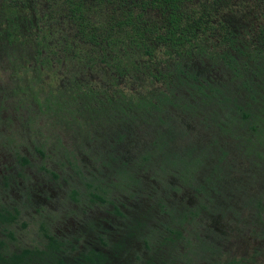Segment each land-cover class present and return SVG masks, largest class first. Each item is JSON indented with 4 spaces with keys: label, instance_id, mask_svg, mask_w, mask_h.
Masks as SVG:
<instances>
[{
    "label": "trees",
    "instance_id": "obj_1",
    "mask_svg": "<svg viewBox=\"0 0 264 264\" xmlns=\"http://www.w3.org/2000/svg\"><path fill=\"white\" fill-rule=\"evenodd\" d=\"M94 1L101 5L96 13L85 0H66L69 9L65 17L73 29L69 30L71 36L67 35L65 39L71 37V40L74 38L78 43L76 45L80 47L79 60H82V65L93 72H100L102 79L108 80L114 86L112 89L89 88L77 94L73 82L78 81L73 80L66 91H60V100L54 97L55 100L48 103L47 109L53 110V123L57 125L58 121L66 120L67 129L73 133L75 131L78 144L87 148L86 141L94 134L91 126L96 122L105 125L106 121V125H117L126 121L121 123L124 125L121 130L123 132L117 131L113 142L109 140L107 146L103 147L106 150L88 149L95 155L93 158H96V161L106 164L103 166H112L111 174L116 173L121 186L137 181L139 175L132 171L135 166L147 163L154 168L160 167L162 171L158 173L165 178L173 168L175 172L179 171L180 174L177 175L182 182L196 191L199 200L207 194L208 199L214 200V193H217L237 215H244L252 210L256 219L264 226V196L255 198L234 195L237 202L245 201L241 208L236 205L237 202L233 203L234 196L231 198L229 194L237 189L235 184L231 182V188L228 189L224 188V181L219 184L216 182L220 170L229 178L226 171L231 170V163L234 162L231 160L233 149L220 145V138L223 136L230 138L238 154L251 163V173L254 169L264 170V0H250V7L245 9L244 13L227 11L226 0L223 4H220L222 0ZM228 13H232V17L228 18ZM11 15L13 17H9L6 10L0 9V46L4 53L10 55L15 52L19 47L16 40L19 39H25L33 48L37 47L39 50L50 49V31L40 24L43 18L39 17L37 12L24 19L20 17V10L11 12ZM19 21L27 26V32L22 31L23 26H19ZM139 72L148 75L153 79L152 82L165 83L166 86L159 88L156 93L142 92L141 95L134 90L124 93L115 86L119 78H126L135 83ZM85 86L90 87V84ZM183 91L192 98L188 95L187 100ZM99 94L103 97L94 98ZM92 99L98 100L96 106L93 105ZM174 105L196 115L200 120L199 129L220 131V137L218 132L213 135V146L218 144L221 152L213 153L208 146L200 144V147H192L193 142H186L190 132L172 116L171 107ZM26 120L34 122V115L29 114ZM133 123L141 128L147 126L145 134L146 137L149 136L148 147H141L137 142L128 145L133 150L126 146L129 135L133 136ZM126 148L127 152L123 154ZM37 149L46 156L43 147ZM192 149L201 153L194 155ZM58 150V155L64 157L60 167H64L66 162L76 166L75 173L69 174L70 178L75 175H78V178L91 176L86 173V162L79 158V153L70 152L64 144ZM125 154L130 155L132 161L122 160ZM88 158L93 160L90 156ZM257 158L260 162H255ZM22 160L24 163L30 162L26 157ZM75 161L80 163L79 167ZM115 163L124 164L126 167H115ZM227 164L230 167H226ZM201 165L208 166V171L205 173L202 169L206 181L198 185L194 171L195 167L201 168ZM97 167L98 171L88 170L98 178L91 176L92 181H85L93 189L89 194L101 202L107 199L109 201L111 197L106 184L103 185L99 181L101 176L98 173L102 172L101 167ZM41 168L50 171L54 178L59 177V173L49 167L41 165ZM190 170L193 172L188 174ZM258 176L264 178V171ZM157 177L162 181V178L158 175ZM259 177L258 180L264 185L263 178ZM64 178L67 181L69 179ZM171 183V178L165 179L166 185ZM70 196L76 201L79 200L78 189L73 187ZM157 197L161 210L170 215V222L166 226L169 236L163 246V251H167V254L158 246L154 248L156 253L151 254L150 258L141 264L173 263L169 259L170 253L174 256L176 251H182L181 245L187 248V245L193 244L192 231L200 225L201 218L198 220V216L208 206V203L199 201L193 206L183 204L185 207L172 208L166 196L159 192ZM1 198L0 195V200ZM216 204L218 205V202ZM249 204L251 205L248 207ZM219 208L225 209L223 205ZM116 212L126 216L122 207L117 206ZM20 213V208L9 209L0 203V232L4 237L0 236V264H42L45 261H51V264H66L69 255L62 247L65 241L55 237L56 234H50V228L44 222L41 223L40 229L48 236L47 243L41 246L23 245L15 250L10 248L11 240L17 238L18 232L14 224L19 222ZM27 224L24 221L22 227ZM101 240L107 244L103 237ZM145 243L146 248L151 250V240L146 239ZM199 250L200 247L192 249V253L197 254ZM208 250L220 253V256L227 253V256L212 262L208 260L209 264H257L259 261L253 254H230V250H225L221 245H210ZM185 252L181 259L186 263L185 257L190 261L193 256ZM100 260L105 264L107 256L104 251L89 247V253L80 256L75 264H98Z\"/></svg>",
    "mask_w": 264,
    "mask_h": 264
},
{
    "label": "rangeland",
    "instance_id": "obj_2",
    "mask_svg": "<svg viewBox=\"0 0 264 264\" xmlns=\"http://www.w3.org/2000/svg\"><path fill=\"white\" fill-rule=\"evenodd\" d=\"M226 1L227 11L231 10L236 13H244L251 4L250 0ZM85 2L91 8L93 7L94 13L101 6L94 0H85ZM223 3L224 0L220 2V4ZM0 9L6 10L9 17H13L11 12L20 10L21 19L37 12V15L43 18L40 24L50 31L48 41L50 49L47 50L48 59L44 64L40 62L41 55L38 51L25 39L16 40V45L19 47L10 55L4 53L0 46V195L2 197L0 203L5 204L9 209L13 207L21 209L19 222L14 226L22 239V244L43 245L45 236L40 225L44 222L62 241H65L62 247L69 255L68 261L75 263L80 256L89 253V247H95L97 251L103 250L107 256L105 264H141L150 258L151 254L156 253L154 248L158 246L162 248L163 253L167 254V251H163V246L169 236L166 226L170 222V215L161 210L158 203L160 200L158 201L157 197L160 192L169 199L172 208H182L185 207L183 204L191 205L199 201L208 203V206L202 210V214L198 216V220L202 219L199 220L200 225L192 231L193 244L187 245V248L181 245L182 251H176L174 256L171 252L169 259L173 263L169 264H189V262L209 264V261L227 256V253L220 256V253L209 251L210 245L224 246L225 250H230V254L237 255L238 251L243 250L241 248L246 244V240L250 245L246 252L259 259L257 264H264V242H262L264 226L256 219L252 210L245 212L244 215L240 213L237 215L229 208L224 198L217 193H214V198H212L214 200L208 199V194L201 196L199 200V197H196V191L190 185L184 184L178 177L179 171L175 172L172 168L173 171L167 173L165 178L158 173L162 171L160 167L154 168L147 163L133 167L132 171L134 170L133 172L139 177L136 182L131 183V187L135 190H126L125 182V186H121L116 173L111 174L112 166H103L106 164L93 158L95 155L88 149L97 148L96 151L100 148L104 149L103 147L107 146L109 140L113 142L117 131L123 132L121 130L124 125L121 123H126V121L117 125H112V123L106 125V121L105 125L96 122L94 126H91L94 134L89 137L90 140L86 141L87 148L78 144L76 133L67 129L66 120L58 121L57 125L53 123V110L47 109L48 103L55 98L60 100L62 96L59 95L60 91H66L73 80L78 81L73 82L77 94L89 88L93 90L112 89L114 86L108 80H103L100 72H93L82 65L80 63L82 60H79L80 47L76 45L78 43L74 38L71 40V37L65 39V36H71L69 30L73 29L65 17L69 9L66 0H0ZM220 10L222 11L221 6ZM232 13H228V18L232 17ZM19 24L23 26L22 31L27 32L24 22L19 21ZM137 78L135 83H131L126 78H119L115 86L124 93L134 90L139 95L142 92L156 93L159 88L166 86L165 83L152 82L153 79L140 72ZM87 83L90 87L85 86ZM183 94L188 100L190 95L186 91H183ZM100 97L102 98L103 95L94 96L96 99ZM48 99L51 100L48 101ZM92 101L93 105L98 104V100L92 99ZM171 112L172 116L178 120V124L183 128L187 127L190 135L186 142H193L192 147H200V144H203L202 146H208L213 153L221 152L218 144L213 146L215 142L213 135H216V132L221 133L220 131L199 129V118L185 108L174 105L171 107ZM29 114L34 115L35 121L32 123L26 120ZM132 126L130 127L134 130H130L133 136L129 135L126 146L137 142L141 147H148L147 138L149 136L146 137L145 134L147 126L141 128L136 123ZM7 137L11 138V141H6ZM220 140H222L220 145L233 149L231 160L233 159L234 162L231 163L233 165L231 170H225L229 173V178L223 171H219V175L216 176L217 184L224 181L226 183L224 188L229 189L231 188L230 183L233 182L237 189L234 193H229L231 198L234 195L254 196L255 198L264 196V191H262L264 185L258 180V175L264 170L254 169L251 173L253 170L250 167L251 163L238 154L231 139L223 136ZM62 144L66 145L70 152L75 151L80 154L79 158L81 157L86 162L84 168L87 174L97 178L95 173L92 175L88 170L98 171L97 166H103L100 168L102 172L98 173L101 176L99 181L103 185L106 184L111 201L107 199L101 202L89 194L93 189L86 182L93 180L91 176L78 178L79 176L75 175L74 178H70L69 174L73 175L76 171L73 163L72 165L66 162L64 167H60V162L64 160V157L58 155V149ZM129 146L128 148L133 150ZM37 147L39 149L43 147L46 156L39 153ZM126 152L127 148L123 154ZM192 153L199 155L201 152L192 149ZM88 156L93 160H90ZM23 157L30 159V162L24 163ZM125 159L130 161L131 156L125 154L122 160ZM255 162H260V159L257 158ZM76 164L80 166V163L76 162ZM41 165L59 173V177L54 178L51 172L42 169ZM117 165L118 163H115V167ZM120 165L126 167L123 166L124 164H119L118 168ZM207 167L204 165H201V168L200 166L195 167L194 174H197L198 185L205 183L203 171L206 173ZM226 167L230 166L227 164ZM191 172L193 171L190 170L188 174ZM3 174L10 176L11 182L8 186L3 185L6 181ZM157 175L162 178V181ZM64 177L69 178L68 181ZM164 178H171L172 183L166 185ZM214 185H216L215 178ZM73 187L79 191L77 201L70 196ZM233 200L235 204L237 198L234 196ZM221 205L225 207L224 210L219 208ZM236 205L242 208L245 201L239 200ZM117 206L122 207L126 216L116 212ZM262 218L264 220L263 216ZM24 221L29 222L26 228L22 227ZM1 232L0 236L3 237ZM102 237L104 241L106 240V245L101 240ZM146 239L151 240L153 245L151 250L146 248ZM21 242L18 241V245ZM199 247L201 250L193 254L192 249ZM185 251L193 256L190 261L185 257L186 263L181 259ZM217 251L220 252V250ZM42 264H51V261H45ZM98 264H104V261L100 260Z\"/></svg>",
    "mask_w": 264,
    "mask_h": 264
},
{
    "label": "flooded vegetation",
    "instance_id": "obj_3",
    "mask_svg": "<svg viewBox=\"0 0 264 264\" xmlns=\"http://www.w3.org/2000/svg\"><path fill=\"white\" fill-rule=\"evenodd\" d=\"M35 50L36 51H38V53L41 55V58H40V62L41 63H45L46 61H47V59H48V55H47V50L45 49V48H42V50H39L37 47L35 48ZM6 141H11V138H8L7 137V139H6ZM3 176H4V179L6 180L5 181V184L3 183V185H6V186H8L9 185V182H11V179H10V176L9 177H7V175L6 174H3ZM131 185L132 184H130V185H128L127 183H126V186L128 187H125V189L126 190H128V189H133V190H135L134 188H132L131 187ZM123 205V204H122ZM189 206H193L194 204H188ZM14 208V207H13ZM17 208H19V207H17ZM21 216V213H20V215H19V217ZM28 224H29V222H27ZM28 224L26 225V227H28ZM15 227V226H14ZM26 227H24V228H26ZM40 227H41V225H40ZM49 231V233L50 234H52V235H55V232L52 230V229H49L48 230ZM44 236H45V239H44V243H47L48 241H49V238H48V236H46L45 234H44ZM16 237V236H15ZM55 237H58V235H55ZM21 237L17 234V238L15 239V240H11V243H10V248H12V249H17V248H20V247H22L23 245H28V244H22V242H21ZM18 241L19 242H21V244L20 245H18ZM45 246V245H44ZM44 246H42L43 248H45ZM247 247H250V245H249V243H248V241L246 240V244L243 246V248H241V249H243V250H240V251H238V255H240V256H252V255H249V252H246V250H247ZM239 249V248H238ZM247 254V255H246ZM69 257V256H68ZM256 259H258V258H256ZM259 260V259H258ZM76 263V262H75ZM74 262H72V261H68L67 260V262H66V264H75Z\"/></svg>",
    "mask_w": 264,
    "mask_h": 264
}]
</instances>
